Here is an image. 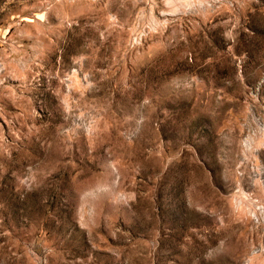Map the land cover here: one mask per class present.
<instances>
[{
    "label": "rangeland",
    "instance_id": "374dc122",
    "mask_svg": "<svg viewBox=\"0 0 264 264\" xmlns=\"http://www.w3.org/2000/svg\"><path fill=\"white\" fill-rule=\"evenodd\" d=\"M0 264H264V0H0Z\"/></svg>",
    "mask_w": 264,
    "mask_h": 264
}]
</instances>
